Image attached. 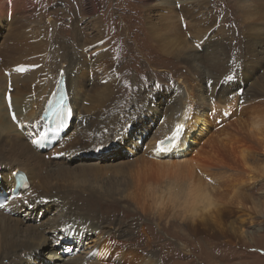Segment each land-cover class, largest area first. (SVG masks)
Returning <instances> with one entry per match:
<instances>
[{
	"label": "bare ground",
	"instance_id": "bare-ground-1",
	"mask_svg": "<svg viewBox=\"0 0 264 264\" xmlns=\"http://www.w3.org/2000/svg\"><path fill=\"white\" fill-rule=\"evenodd\" d=\"M208 2L207 0H134L135 5L132 7L129 5L128 8L112 4H101L100 6L97 0H80L75 9L80 11L79 8L84 7L88 14H84L86 20L82 23L83 27H79L75 25L78 19L76 15L75 20L71 22L72 37L64 38L65 36L53 27L55 25L52 26L44 21V16L39 14V0H0V31H3L0 37L4 36L1 42L4 58L8 59L9 64H17L16 53L24 57L19 56L23 62L27 61V56L34 55L35 45L26 42L28 34L32 37V31L35 28H31V24L37 22L40 27L43 26L39 32L41 42L37 47L38 53L40 55L47 52V47L56 43L53 46L55 49L49 50V56L45 54L52 58L49 63L51 71L57 72L54 77L41 80L36 89L38 92L32 98L28 97L26 92L34 89L30 82L38 79L39 70L30 75H24L26 78L18 82L14 93L7 90V86H5L7 88L0 87V180H2L0 182V203L7 201L6 206L0 209L1 225L8 226L18 233V236L21 235L25 229L17 223L15 216L12 218L11 213L16 210L21 211L25 205L34 212L39 203H44L47 198L51 197V186L62 187L61 183L57 184L58 181L55 182L51 177L53 172L49 170L52 164L61 162L58 158L59 154L70 152L76 146L94 147L98 137L108 141L118 136L119 130H122L123 138L128 136L130 130L126 128L129 127L131 121L126 120L128 114L125 112L117 115L113 123L111 122L112 124L105 130L103 127L98 130L94 129V124L101 121L97 118L99 113L104 112L110 115L112 111H117L124 105L126 85L135 88L139 84L137 76L130 77L132 64L137 63L138 65L143 62L142 58H144L148 67L154 71L153 64H157L149 58L154 54L147 37L154 41L153 46L159 49L166 59H170L172 65L175 61L178 67L181 66L179 76L182 86L179 85L181 87L177 89L180 98L171 121L160 126L161 130L158 132L160 135L157 139L150 140L146 151L140 154V158L138 156L139 161L145 164V167L138 165L140 169L135 175L130 174L126 180L124 178L126 186L122 191L129 192V196L136 202L138 201L137 203H142V210L149 211L151 214L161 215L162 207L173 206V210L179 207L182 217L189 219L191 225L214 229L213 232L217 235L221 224L218 226V220H211V217L221 218L222 214L227 212L230 216L236 208L241 210L240 213L244 212L246 200L250 201L248 198L250 185L247 184L255 182L258 178L256 176L264 174L250 164V160L256 157V153L264 152V99H259V95L253 94L252 97H248L247 101H244V98L234 99L224 106L223 104L219 106L211 100L213 102L212 113L211 111L209 113L203 107H197L200 100L198 94L200 85L193 77V71L199 65L200 67L203 64L208 65L205 68L209 72H206L209 76H213V83L218 82L228 69L226 62L228 54L231 53L225 51V48L218 43L212 51H208L207 48L206 51L201 49L199 52L196 49V51L184 53L182 59L169 57L172 54L170 49L175 43L174 35H184L188 31L192 34L202 33L204 35L203 32L209 31L215 23ZM237 2L243 10L251 8L260 11L258 21H256L259 26L245 28L249 34L244 33L246 39L242 58H245L244 63L249 65L253 71H258L260 67L264 69L263 44L258 41L264 36V0H238ZM118 12L120 14L117 17ZM246 19H249V16ZM56 21L52 19V23ZM115 24L117 29H115ZM185 27L186 29L183 30ZM175 32L179 33L175 34ZM73 42H75L74 45ZM178 42L175 43L177 47ZM182 43L184 45V42ZM185 45L189 46L188 43ZM5 48H8L6 53ZM116 49H122L125 54L121 55ZM176 54L178 55V52ZM204 57L206 58L202 64ZM259 73L261 79L256 85L264 89V71ZM18 78L15 79L16 82ZM60 81L64 82L72 117L69 125L55 134L49 133V125L45 123L43 115L49 99L57 95ZM150 82L157 87L152 78ZM138 96L132 113L142 114L144 106ZM23 123H27L26 128L22 127ZM179 125L183 128L170 151H155L157 141L171 137ZM25 134L33 135L34 139L29 140ZM40 139L43 142H39ZM139 143L140 141L133 139L131 147L135 148ZM150 157L156 158L151 159ZM24 162H29L26 168H23ZM21 174L25 179L24 183L22 180L19 183L18 178ZM162 184H166L165 187L168 188L169 201L175 198V203H166L163 191H161L162 195H159ZM119 189L117 188L116 191ZM22 198L27 199L25 203L22 202ZM149 199L154 202L147 206ZM213 206L215 210H212ZM40 214L42 213L38 215ZM57 218L58 215L49 218V221L41 218L36 224H27L26 232L30 235L29 237L35 236L31 246L25 247L41 249V254L36 249L35 255L41 256L43 260L52 261L54 264H104V261H108L109 258L126 264L127 256L131 253L119 247L114 249V253L108 255V260L103 258L108 252L105 250L108 238H105L103 232L98 231L94 239H90L85 234L82 235L86 243L82 245L73 236L70 238V233L63 229L65 226L60 228V221H56ZM57 229L64 231V235L61 236L62 240H59V243L63 241V245L58 248L43 239L48 230ZM240 235H245V231H241ZM73 239L74 242H72ZM15 240L5 238L2 242L6 246L10 244L11 249H16L22 244ZM112 249L110 246L109 250ZM44 251L48 252L44 253ZM95 255L97 259L91 261L90 258L93 256L95 258ZM135 256L131 254V258Z\"/></svg>",
	"mask_w": 264,
	"mask_h": 264
},
{
	"label": "rangeland",
	"instance_id": "rangeland-1",
	"mask_svg": "<svg viewBox=\"0 0 264 264\" xmlns=\"http://www.w3.org/2000/svg\"><path fill=\"white\" fill-rule=\"evenodd\" d=\"M39 1V14L44 16V21L49 22L52 26L55 25L53 27L58 30L62 36H65L64 38L72 37L71 22L75 20L76 15L78 19H76L75 25L83 27L82 23L86 20L84 14H88L85 12L86 10L84 7L79 8L80 11H76L75 6L79 5L78 3H80V0ZM97 1L100 6L101 4H112L129 8V5H131V7L135 5L134 0ZM237 1L238 0H207L215 21L209 28V31L203 32L204 35H202V33L192 34L191 31L186 32L184 35H174L175 43L178 42L179 39H183L182 41L180 40L181 42H178V47L174 43L170 49L172 50V54L169 55L171 59H173V57L182 59L184 53H189L193 50L196 51V49L199 52L201 49L206 51L207 48L208 51H212L218 43L225 48V51L231 53L228 54V60L226 62L228 69L222 74V78L220 77V80L222 79L221 81L218 80V82L213 83V76H209L207 73L209 70L205 68V66L208 65L203 64V60L206 57L202 59L203 66L200 67L199 65L193 71V77L197 79L200 85V90L198 91L200 100L199 106L197 107L200 108L201 106L206 111H209V113L210 111L212 113L211 105L213 102H211V100H214L219 106L222 104V106H224V104L227 105L234 99L239 100L244 98V101H247L248 97H252L253 94L259 95V99H264V89L256 85L261 79V75L260 73L258 74V72L263 73L264 69L260 67L258 71H253L249 65L244 63L246 62L243 60L245 58H242L246 39L244 33L249 34L247 31L249 26H259L256 21H258L260 11L256 9L255 11L251 8L243 10ZM86 6L89 9L88 5ZM238 6L240 8H238ZM119 14L118 12L116 16L118 17ZM248 16L249 19H246ZM52 19L57 21L52 23ZM244 21L247 22L245 23ZM3 23L5 22L3 21ZM106 25L110 26L108 23H106ZM42 27H40L37 22L31 24V28H34L32 31L33 38L31 34H28L26 43L29 42L28 44L35 45L33 50L34 55L27 56V61L24 60L25 62H23L20 57H24L16 53V57L18 58L17 64H9L10 62H8V59L4 58L1 44L4 36L0 37V87H8L7 90L14 93L17 89L16 86L18 82L26 75H30L32 72H37L39 70L38 79L30 82L32 83L31 87L34 89H30L26 92L28 97L32 98L34 94L38 92L36 89L43 78H52V76L54 77L56 75L57 72H52L50 68L51 64H49L52 58L48 57L49 50H54L55 47L53 46H55L56 43L53 42L54 44L51 47H47L48 51L43 52L44 54L41 53L40 55L42 56L39 55L37 50L38 44L41 42L39 32ZM115 29H117L116 24ZM184 29H186V27L183 28V30ZM178 33L179 32H175V34ZM0 34H3V31H0ZM193 35L195 36L193 37ZM225 36H227L228 39ZM263 37L264 36H262V39L260 37L258 41L263 44L262 49L264 50ZM147 38L148 44L151 45L154 54L149 56V58H152L151 61L157 64H153L155 67L152 66L154 71L152 68L148 67L147 61L144 58H142L143 62L138 63V65L137 63L132 64L130 77L137 76L140 85L138 84L135 88L126 85L125 106L122 105L119 110L112 111L113 113L111 112L110 115L113 118L104 112L99 113L100 115L98 114L97 118L101 119V121H97L94 124V129L98 130L103 127L105 130L113 123L112 121L116 119L117 115L125 112V114H128L126 115V120L131 121L129 127L126 128L130 130V133L126 138H123L122 130H119L118 136L108 141H104L98 137V140H96L93 145L94 147L76 146L70 152L59 154L58 158L61 162H59V164H52L53 167L51 165L49 170L53 172L51 177L54 178L55 182L58 181L57 184L61 183L60 185H62V187L56 186V188L51 186V197L47 198L44 203H39L38 208L34 209V212L32 209L28 208L29 206L25 205L21 211L16 210L11 213L12 218L16 217L17 223L24 227L25 230L22 231L23 235L21 234L18 236V233L11 230L12 228L0 224V226H2L0 227V264H54L46 258V260H43L41 256L35 255V250L37 249L38 253L41 254V249L25 247L31 246L35 236L29 237L30 235L26 232V228L28 225L36 224L41 218L49 221V218H54L57 215L58 218L56 221H60V228L61 226H65L63 229L68 231L70 233V238L73 236L79 244H86L85 241H83L84 238L82 235L85 234L90 239H94L97 237L98 231L103 232L105 238H108L105 249L108 251H105L107 252V256L103 257L106 260H108V255L114 253V249L119 247L123 251L138 257L135 256L131 258V254H128L127 260L125 261L126 264H264V174L256 176L259 179L257 178L255 182H249V184H247L250 185L248 189V198L250 201L246 200V209L244 212L240 213L241 210L236 208L234 210L235 212L230 216L227 212L226 214H222L221 218L219 216L211 217V220H218V226L221 224L219 226L220 229L217 230L218 235L213 232L214 229L211 230L200 225H191L189 219L182 217L179 207H175L173 210V206H166L162 207L161 215L151 214L149 211L142 210V203H137L138 201L136 202L129 196V192L122 191L123 187L126 186L124 184V178L126 180L127 176L129 177L130 174L135 175L140 169L138 165H141L142 168L145 167V164H141L139 161L140 154L146 151V147L149 145L148 142H150V140L154 138L157 139L160 135V133H158L159 130H161L160 126L171 121L180 98V93L177 92V89L182 86L179 76L181 66L178 67V63L175 61L174 65H172L170 59H166L159 49L153 46L154 41L149 37ZM182 42H184V45ZM74 43L75 42H73V45ZM187 43L189 46L185 45ZM173 46L176 47L174 48ZM7 50L8 48H5L4 52L6 53ZM116 51H119L121 55L125 54L122 49H116ZM177 52L178 55L176 54ZM89 60L92 61V59ZM87 65L89 66L88 63ZM17 67H23L26 70L17 72L15 71ZM16 73L18 76L15 75ZM18 73H20V75ZM16 76L19 77L17 82L15 80L17 78ZM151 78L154 80L157 87L151 84ZM6 81L9 84H7ZM60 83L64 85L63 81H60L59 84ZM137 96L141 99V103L144 106L142 114L132 113ZM76 119L77 117L74 121ZM98 122L100 123L98 124ZM27 123H23L22 127L26 128ZM25 136H27L29 140L34 139L33 135L25 134ZM133 139L140 141L135 148L131 147ZM39 142H43L42 139H40ZM256 154V157L250 160V164L253 168L256 167L257 171L264 172V152L260 151ZM150 158L155 159L156 157ZM24 164V166H22L26 168L29 162H24ZM1 181L2 180H0V182ZM165 186L166 184H162L159 195H162L161 191H163L164 201L166 203H175V198L169 201L168 188ZM117 188L120 189L116 191ZM91 192H94V194H91ZM15 197L17 198L16 193ZM22 199L24 200V198ZM23 200L22 202L25 203L27 199ZM153 202L152 199H149L147 206H150L149 204ZM6 203L7 201H4V205L1 208H4ZM145 209H147V207H145ZM212 210H215L214 206ZM39 213L42 214L38 215ZM19 224L18 226L21 227ZM241 231H245V235L241 236ZM63 235L64 231H59V229L48 230L46 234H44L43 239L49 241L58 248L63 245V241L59 243ZM5 238H14L16 239L15 241L18 240L22 245L16 249H11L10 244L6 246L5 243L2 242ZM74 239L72 242H74ZM110 246L113 248L112 250H109ZM46 252L48 251H44V253ZM90 259L94 261L97 259V256L95 255V258L93 256ZM104 259L99 260L103 261ZM130 259H132V261ZM146 260L152 262H147ZM104 264H122V261H114L113 258H109L108 261H104Z\"/></svg>",
	"mask_w": 264,
	"mask_h": 264
},
{
	"label": "snow or ice",
	"instance_id": "snow-or-ice-1",
	"mask_svg": "<svg viewBox=\"0 0 264 264\" xmlns=\"http://www.w3.org/2000/svg\"><path fill=\"white\" fill-rule=\"evenodd\" d=\"M25 70L26 69H24L23 67H17L15 69V71H17V72H23ZM57 103H58V107L56 108V110L53 113V115L59 121L60 126L63 127V122H64L65 117L67 115H70L71 113H70V110L66 109V106H64L62 104V102H57ZM13 119L15 120V116L14 115H13ZM182 128H183V126L179 125V126H177V131L171 137H165V139L158 140L154 150L157 151V152L170 151L171 146H174L175 141L179 138V132H180V130ZM165 141H167L168 143L166 144ZM25 187H26V185H25ZM0 207H3V205L0 204Z\"/></svg>",
	"mask_w": 264,
	"mask_h": 264
},
{
	"label": "water",
	"instance_id": "water-1",
	"mask_svg": "<svg viewBox=\"0 0 264 264\" xmlns=\"http://www.w3.org/2000/svg\"><path fill=\"white\" fill-rule=\"evenodd\" d=\"M55 106H56L55 103H52L51 107H52L53 110H54ZM54 117L55 116L53 115V112L51 114H49L47 117H45V122H47L49 126L52 125L51 129H55L56 127H61V126H55V123L52 124V121L54 120ZM180 132H181V130H180ZM165 143L167 144L168 142L165 141ZM18 180L19 181L22 180V183L25 182V179H23V176H19Z\"/></svg>",
	"mask_w": 264,
	"mask_h": 264
}]
</instances>
